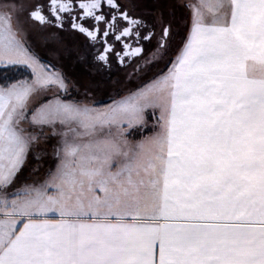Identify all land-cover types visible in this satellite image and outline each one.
Wrapping results in <instances>:
<instances>
[{
    "label": "snow or ice",
    "instance_id": "snow-or-ice-1",
    "mask_svg": "<svg viewBox=\"0 0 264 264\" xmlns=\"http://www.w3.org/2000/svg\"><path fill=\"white\" fill-rule=\"evenodd\" d=\"M138 9L0 0V264H264V0ZM30 23L148 83L101 105L31 50Z\"/></svg>",
    "mask_w": 264,
    "mask_h": 264
},
{
    "label": "flooded vegetation",
    "instance_id": "flooded-vegetation-1",
    "mask_svg": "<svg viewBox=\"0 0 264 264\" xmlns=\"http://www.w3.org/2000/svg\"><path fill=\"white\" fill-rule=\"evenodd\" d=\"M137 3L139 5L138 10L140 12L147 13V12L152 11L156 6L161 5V4L171 5L175 3L177 5H183L184 0H137ZM187 17H188L187 9L181 6H177L175 8L174 15L169 16V19H171L172 21V27L176 32L180 34L184 33L185 27H186L184 22L186 19H188ZM37 26L41 27L39 25H36V27ZM46 31L50 37V31H55V30L52 29V30H46ZM60 35L63 37V40L67 41V46L70 52V59L72 61L73 67H75L83 75H87L91 80H94L110 88L115 87L116 89L115 92H113V94L107 97H104V98L102 97V99H105L102 102L109 103L111 101L110 98L115 96L117 93L123 95L124 93H126L127 89L135 90L139 86H143V84H146L148 82V80L145 79L143 80L142 84L137 85L141 83V80L138 76H132L130 78L128 75H126V74H130L132 72V69L130 67L126 68V67L119 66V65L113 66L110 78L107 73H105L103 77L95 74V70L91 64L81 62L77 57L78 50L81 55L83 54V49L85 47V45L83 44L84 37L77 36L75 39H73L72 33L67 32V31L61 33ZM154 47H155V40H153L150 44L148 43L145 44L146 51H150ZM44 56H48V55H44ZM42 60L47 61L50 64V60L48 57L42 58ZM157 67L163 71L167 70V68L164 66L163 63H160Z\"/></svg>",
    "mask_w": 264,
    "mask_h": 264
},
{
    "label": "rangeland",
    "instance_id": "rangeland-1",
    "mask_svg": "<svg viewBox=\"0 0 264 264\" xmlns=\"http://www.w3.org/2000/svg\"><path fill=\"white\" fill-rule=\"evenodd\" d=\"M184 3H186V0H184ZM188 16H189V12H188ZM29 27L31 31H30L28 40L31 45L32 51L38 54L41 58L48 57L50 60V64H52L57 69L62 71L69 79L78 81L81 85L87 86L90 82H96L94 80H91L87 75H83L75 67L72 66V61L70 59V52L68 50L67 41L63 39H51L49 35L47 34L46 29H42L41 27H38V26L36 27V25H31V23L29 24ZM44 55H48V56H44ZM42 62L49 64L47 61H44V60H42ZM98 84L100 85V87L96 91L93 92V95L90 99L99 100L100 102H102L103 100H105V99H102V97L103 98L107 97L113 94V92H115L116 90L115 87L110 88L101 83H98ZM140 84L142 83H139L137 85H140ZM139 87H142V86H139ZM83 92H84L83 87L80 88V93H81L80 95H78L76 91L73 90L71 96H69L68 98L69 99L71 98L83 99V95H82ZM151 123L152 121L150 120L149 122L150 126H151ZM142 135H148V132L144 131L138 135L137 134L131 135L129 136V139L139 140L141 139ZM57 140L58 138H51L49 140V143L47 145L48 154L44 156L42 160L39 162V163H42L45 168L48 167L49 164H52V167H54V164L52 162L55 160V157H53L51 153H52V147L54 145H57ZM37 163L38 162L35 160H30V164L32 166H35ZM30 170L31 169H28L25 171L24 177L29 176ZM37 175H40V173H37Z\"/></svg>",
    "mask_w": 264,
    "mask_h": 264
},
{
    "label": "trees",
    "instance_id": "trees-1",
    "mask_svg": "<svg viewBox=\"0 0 264 264\" xmlns=\"http://www.w3.org/2000/svg\"><path fill=\"white\" fill-rule=\"evenodd\" d=\"M28 72L26 70L21 69L19 72L13 71L10 73V76L14 79L20 78L21 76H27ZM108 102H102V104H107Z\"/></svg>",
    "mask_w": 264,
    "mask_h": 264
}]
</instances>
